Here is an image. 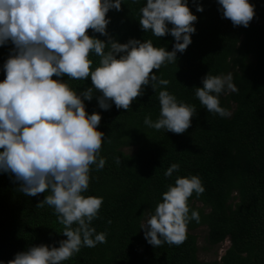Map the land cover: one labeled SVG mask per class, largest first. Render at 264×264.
I'll return each instance as SVG.
<instances>
[{"label": "trees", "instance_id": "1", "mask_svg": "<svg viewBox=\"0 0 264 264\" xmlns=\"http://www.w3.org/2000/svg\"><path fill=\"white\" fill-rule=\"evenodd\" d=\"M145 0H122L119 10L109 9L107 33L117 42L130 38L151 40L153 46L171 50L170 33L156 37L139 24V9ZM254 16L247 26L233 25L218 10L217 0H187L197 19L191 42L176 61L152 69L167 85H144L143 95L133 98L129 109L98 106L94 92L84 100L88 114L101 116L98 130L104 132L100 155L105 164L90 166L85 196L103 197L98 215L90 225L96 232H106L103 243L81 246L60 264H264V0H249ZM203 6L196 11V4ZM171 27V24H169ZM86 33L107 41V37ZM14 46L0 45V80L3 63ZM119 55V54H118ZM93 61L99 56L89 53ZM231 74L235 91H222L219 103L229 115L209 112L195 96L206 74ZM53 79H57L55 74ZM75 90L91 86V79L59 77ZM166 89L178 101L192 104L196 113L183 133L156 129L144 123L145 116L155 121L159 116L158 92ZM117 159L119 163H117ZM178 163L171 176L164 171ZM198 175L204 191L188 197L189 214L194 209L199 220L190 219L185 239L179 245L161 243L153 246L144 237L140 223L154 213L162 192L174 184L177 176ZM11 173L0 171V261L7 262L18 251L44 243L59 246L66 237L64 225L57 220L53 206L39 201L48 190L26 195ZM207 228L206 242L215 247L229 240L218 259L201 260L198 235Z\"/></svg>", "mask_w": 264, "mask_h": 264}, {"label": "clouds", "instance_id": "2", "mask_svg": "<svg viewBox=\"0 0 264 264\" xmlns=\"http://www.w3.org/2000/svg\"><path fill=\"white\" fill-rule=\"evenodd\" d=\"M122 0H0V45L9 41L14 46L3 63L4 79L0 80V171L11 173L26 195L49 191L37 206L48 204L64 225L65 239L59 246L40 243L18 251L14 258L0 264H60L80 250L103 243L106 232H96L90 225L98 215L103 197L83 193L88 188L90 166L101 168L100 155L104 132L97 129L101 116L88 114L84 100L94 92L101 109L111 103L129 109L133 98L143 95L144 85H167L152 69L176 61L195 31L196 15L187 0H145L139 9V24L144 31L160 37L170 33L171 50L155 47L151 40L130 38L124 43L114 40L106 31L105 13L119 10ZM222 16L232 24L247 26L254 16L249 0H217ZM196 11L203 6L196 4ZM171 24V27H169ZM91 29L107 41L86 33ZM99 56L98 65L89 53ZM119 54V55H118ZM55 74L57 79H53ZM91 79L83 90L71 88L66 79ZM195 96L209 112L229 115L219 103L222 91H235L231 74L201 78ZM159 116L155 121L145 116L144 123L156 129L183 133L196 113L192 104L178 101L166 89L158 92ZM111 102V103H110ZM117 163L119 160L117 159ZM179 164L172 163L164 175L171 176ZM204 187L198 175L177 176L162 192L154 213L141 221L147 242L179 245L185 239L190 219L199 220L196 210L189 214L188 197L198 196Z\"/></svg>", "mask_w": 264, "mask_h": 264}, {"label": "rangeland", "instance_id": "3", "mask_svg": "<svg viewBox=\"0 0 264 264\" xmlns=\"http://www.w3.org/2000/svg\"><path fill=\"white\" fill-rule=\"evenodd\" d=\"M195 233L198 235V244L200 246L198 256L201 260L211 261L216 258L219 259L229 245V240H225L218 246L210 247L206 242L207 228L205 226L199 227Z\"/></svg>", "mask_w": 264, "mask_h": 264}]
</instances>
